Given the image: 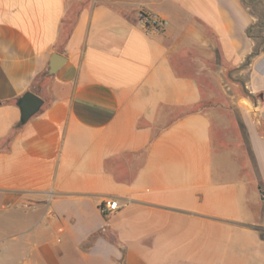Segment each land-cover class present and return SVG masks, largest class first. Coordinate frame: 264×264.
Here are the masks:
<instances>
[{"label": "crops", "instance_id": "0c3cea01", "mask_svg": "<svg viewBox=\"0 0 264 264\" xmlns=\"http://www.w3.org/2000/svg\"><path fill=\"white\" fill-rule=\"evenodd\" d=\"M0 225L1 264H264V0H0Z\"/></svg>", "mask_w": 264, "mask_h": 264}, {"label": "built area", "instance_id": "2783aa9c", "mask_svg": "<svg viewBox=\"0 0 264 264\" xmlns=\"http://www.w3.org/2000/svg\"><path fill=\"white\" fill-rule=\"evenodd\" d=\"M136 20L146 35L161 33L166 25L164 19L143 8L137 11ZM119 208L120 204L116 200H106L100 205V211L104 216L110 215Z\"/></svg>", "mask_w": 264, "mask_h": 264}, {"label": "water", "instance_id": "95a60500", "mask_svg": "<svg viewBox=\"0 0 264 264\" xmlns=\"http://www.w3.org/2000/svg\"><path fill=\"white\" fill-rule=\"evenodd\" d=\"M63 59L64 58L62 56L57 53H53L48 64V72L51 74L54 73L59 68ZM42 103V99L32 92H26L22 97H20L17 103L20 109V122L25 123L39 110Z\"/></svg>", "mask_w": 264, "mask_h": 264}, {"label": "rangeland", "instance_id": "374dc122", "mask_svg": "<svg viewBox=\"0 0 264 264\" xmlns=\"http://www.w3.org/2000/svg\"><path fill=\"white\" fill-rule=\"evenodd\" d=\"M0 226H3V225H0ZM1 249H2V246L0 245V257L3 256ZM14 260L15 259H13V261L11 260L8 264H21L22 263V261L19 262V261H16V260L14 261ZM0 264H1V260H0Z\"/></svg>", "mask_w": 264, "mask_h": 264}]
</instances>
